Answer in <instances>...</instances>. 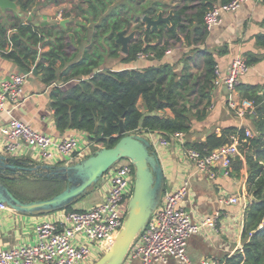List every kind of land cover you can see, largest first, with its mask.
Segmentation results:
<instances>
[{
	"label": "trees",
	"instance_id": "obj_1",
	"mask_svg": "<svg viewBox=\"0 0 264 264\" xmlns=\"http://www.w3.org/2000/svg\"><path fill=\"white\" fill-rule=\"evenodd\" d=\"M214 5L211 1L205 5L204 16ZM156 10L153 1L140 4L137 10L126 0L114 6L110 0H93L88 12L94 17L96 32L78 38L67 36L63 30L53 37L51 29L37 27L30 20L14 21L9 34L5 23H0V56L11 60L20 73H33L36 67L45 84L55 83L52 106L60 130L84 131L91 140L107 147L121 138L122 121L127 134L151 131L170 140L175 132H184L187 136L193 121H201L207 114L210 103H204L210 99L216 61L213 55H206L204 72L197 76L190 71L188 59L182 69L176 63L162 62L170 40L178 38L188 25L182 21L184 9H181L175 13L170 26L161 23L158 30L145 29L146 24L139 17L155 18ZM204 16L199 22L204 23ZM134 18L136 23L132 21ZM132 27L138 38L130 45L128 56L122 57L117 33ZM259 38L264 45V35ZM140 53L148 57L139 58ZM115 60L143 62L122 69L113 68ZM247 62L251 65L253 60ZM242 89V96L256 103L257 119L254 135L241 147L243 157L235 159L233 171L239 173L247 166L248 191L254 200L250 199L245 211L243 245L226 264H264V87L243 86ZM140 98L144 111L138 105ZM237 132L238 128H225L221 136L212 133L203 142L190 139L187 145L208 153L230 143L231 136ZM240 133L243 136L244 129ZM21 178L0 176L7 186V181L21 184ZM44 180L47 198L68 185L60 179ZM10 190L23 200H37ZM68 209H74V205Z\"/></svg>",
	"mask_w": 264,
	"mask_h": 264
},
{
	"label": "crops",
	"instance_id": "obj_2",
	"mask_svg": "<svg viewBox=\"0 0 264 264\" xmlns=\"http://www.w3.org/2000/svg\"><path fill=\"white\" fill-rule=\"evenodd\" d=\"M13 1H16L18 5L17 11L0 9V23H5L9 34L13 30L11 23L19 20L27 22L30 17H33L32 22L34 23L45 22L46 24L40 27L46 26L51 29L53 37L57 31L62 30L67 33V36L75 38L96 32L95 24L92 23L94 17L88 12L90 2L93 0ZM110 1L114 6L118 5L120 0ZM126 1L137 10L140 4H149L153 1L157 9L154 17L157 18L159 11H162L164 17L169 16L172 12L171 21L177 11L184 9L181 18L188 25L187 29L178 34V38L170 40L169 50L162 62L176 63L179 65V69H182L184 61L188 59L191 66L190 71L197 76L204 72L205 56L208 54L213 55L223 74L228 71L237 56H242L247 61L253 60L250 71L241 78L237 91L231 92L224 85L217 86L214 83L210 85V99H206L204 103V105L210 103L207 107V114L201 121H193L191 133L187 135V139L203 142L208 135L216 133L221 136L223 130L230 127L250 128L254 131L257 117L239 119L230 108L229 101L244 98L242 96L243 86L264 87V45L259 38L264 35V0H248L239 11L223 13L221 24L212 29H207L203 22H199L200 19H203L204 10L207 8L205 5H208L209 1L212 4H222L228 0ZM118 17L116 15V18ZM143 17L144 15L139 17L141 22H143ZM66 19L68 22L61 25V21ZM136 20L132 19L134 23L137 22ZM133 29L134 27L128 32ZM136 38H138L137 33L129 47ZM121 56L127 57L128 55L121 50ZM142 62V60L137 62L115 60L112 65L113 68L124 69L136 67ZM0 66L2 68L0 77L7 76L10 72L20 73L15 64L3 56H0ZM22 74L27 75L24 87L26 100L19 106L7 102L6 111L0 115V125L8 123L12 117H16L30 124L34 129L55 137L61 138L77 133L78 130H60L57 127L55 109L52 106L55 83L45 84L39 72L37 75L32 72ZM191 100L194 101L195 97L192 96ZM138 105L140 109L144 106L142 98L139 99ZM204 105H201L200 108L203 109ZM10 109H12V114L7 113V110ZM167 113L171 114L170 111ZM88 139V137L83 138V141L88 142ZM0 152L8 156L41 163L40 158L31 149L21 148L14 152L8 151L6 140L0 141ZM158 154L165 173L166 190L177 189L187 177L190 178L191 191L183 204L192 217L199 219L220 214L218 230L207 229L189 239L188 254L192 262L201 264L204 261L219 259L225 264L227 259L231 258L243 245L245 211L251 199L248 191L247 166L245 165L237 173L233 171L232 164L229 175H225L222 169H217L215 178H210L205 173H197L194 163L189 161L180 147L173 142L168 147L160 148ZM108 189L109 184L104 178L89 197V201H92L89 207L101 202ZM223 196L226 198L238 197L239 201L237 204H222L220 198ZM81 202H77L74 208H89H83ZM44 216L50 217L51 215H23L13 209L0 211V251L22 243L33 242L36 237V224ZM130 264H140V262L134 261ZM177 264L183 263L177 261Z\"/></svg>",
	"mask_w": 264,
	"mask_h": 264
},
{
	"label": "built area",
	"instance_id": "obj_3",
	"mask_svg": "<svg viewBox=\"0 0 264 264\" xmlns=\"http://www.w3.org/2000/svg\"><path fill=\"white\" fill-rule=\"evenodd\" d=\"M43 2L49 0H40ZM248 0H231L216 4L204 16L207 29L222 22L225 12H237ZM147 54L140 53L139 58ZM252 65L242 56H237L228 71L223 74L219 65L215 66V85H224L235 92ZM2 68L0 66V74ZM27 75L10 72L0 77V115L6 111V103L19 106L25 100ZM229 106L239 119L257 115L256 103L248 98L231 99ZM12 114V109L7 110ZM244 129V135L240 130ZM146 136L158 151L170 146L171 142L180 147L185 157L194 163L197 173H205L215 178L216 170L222 169L225 175L231 173L233 161L242 156L241 147L254 135L250 128H238L231 136L230 143L211 152L201 151L187 145L184 132H175L172 140L157 132H134ZM89 138L84 142L83 138ZM6 140L8 151L21 148L34 151L41 163L68 165L91 155L102 143L91 140L90 136L79 131L64 137H55L34 129L30 124L12 117L8 123L0 125V141ZM243 157V156H242ZM109 184L103 200L85 209H65L44 216L35 227L36 237L31 243H22L0 251V264H93L110 248L124 225L127 207L135 184V168L128 159L118 161L106 174ZM191 191V180L187 177L183 184L166 190L162 203L151 217L146 230L136 240L125 264L139 261L140 264H170L171 259L183 264H194L188 254L189 239L207 229L218 230L220 214L196 219L184 207V200ZM238 197H221L222 204H237ZM250 201V200H249ZM12 210L0 202V211ZM201 264H224L219 259L204 261ZM226 264V263H225Z\"/></svg>",
	"mask_w": 264,
	"mask_h": 264
},
{
	"label": "water",
	"instance_id": "obj_4",
	"mask_svg": "<svg viewBox=\"0 0 264 264\" xmlns=\"http://www.w3.org/2000/svg\"><path fill=\"white\" fill-rule=\"evenodd\" d=\"M0 9L18 10L16 1L0 0ZM171 16L164 17L162 11L157 18L145 15L146 29L158 30L161 23L171 25ZM33 17L29 19L32 21ZM68 19L61 21L65 25ZM46 24L36 22L37 27ZM136 31L124 29L117 33L116 42L124 53L129 52V44ZM35 67L33 74L37 75ZM121 138L111 147L103 146L91 155L68 165H53L8 156L0 152V176L19 179L35 177L60 179L68 185L58 194L46 199L23 200L16 196L0 179V202L23 215L50 214L68 209L95 189L110 169L120 160L128 159L135 168V184L129 199L124 225L113 245L93 264H125L136 240L146 230L147 225L162 203L166 191L165 173L158 151L146 136L127 134L124 122L120 123ZM254 200V195H251Z\"/></svg>",
	"mask_w": 264,
	"mask_h": 264
},
{
	"label": "rangeland",
	"instance_id": "obj_5",
	"mask_svg": "<svg viewBox=\"0 0 264 264\" xmlns=\"http://www.w3.org/2000/svg\"><path fill=\"white\" fill-rule=\"evenodd\" d=\"M149 29L151 30V28H149ZM141 110L144 111L143 107ZM103 146H104V144H101L100 148ZM20 180H21L20 182H22L21 184H15L14 181H7L6 183L15 193H20L22 196H25L28 199H45V198H47V188L44 185L47 182L46 180L40 179V178H35V177L21 178ZM102 182H103V180H101V182L95 187V189L93 191H91L89 194H87L85 197H83L80 200V201H82L81 205L83 206V208L89 207L91 205L92 201H89V199H90L89 197L96 190V188H98V186ZM74 207H75V205H74ZM177 261H180V260L172 259L170 262L177 264Z\"/></svg>",
	"mask_w": 264,
	"mask_h": 264
}]
</instances>
